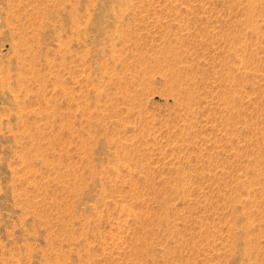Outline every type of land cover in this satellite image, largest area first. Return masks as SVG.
<instances>
[{"label": "rangeland", "instance_id": "obj_1", "mask_svg": "<svg viewBox=\"0 0 264 264\" xmlns=\"http://www.w3.org/2000/svg\"><path fill=\"white\" fill-rule=\"evenodd\" d=\"M0 264H264V0H0Z\"/></svg>", "mask_w": 264, "mask_h": 264}, {"label": "bare ground", "instance_id": "obj_2", "mask_svg": "<svg viewBox=\"0 0 264 264\" xmlns=\"http://www.w3.org/2000/svg\"><path fill=\"white\" fill-rule=\"evenodd\" d=\"M26 49V48H25ZM32 50V49H31ZM28 55V54H27ZM31 56V55H30Z\"/></svg>", "mask_w": 264, "mask_h": 264}]
</instances>
